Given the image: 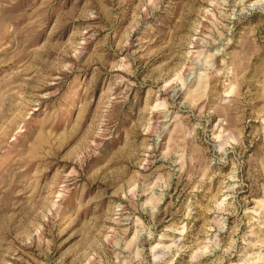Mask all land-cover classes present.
<instances>
[{
	"label": "rangeland",
	"instance_id": "obj_1",
	"mask_svg": "<svg viewBox=\"0 0 264 264\" xmlns=\"http://www.w3.org/2000/svg\"><path fill=\"white\" fill-rule=\"evenodd\" d=\"M0 264H264V0H0Z\"/></svg>",
	"mask_w": 264,
	"mask_h": 264
}]
</instances>
